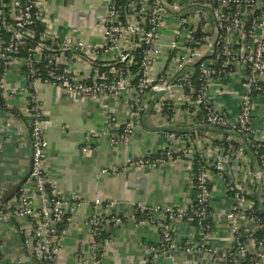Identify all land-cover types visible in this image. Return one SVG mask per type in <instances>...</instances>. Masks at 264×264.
I'll use <instances>...</instances> for the list:
<instances>
[{"label":"built area","instance_id":"built-area-1","mask_svg":"<svg viewBox=\"0 0 264 264\" xmlns=\"http://www.w3.org/2000/svg\"><path fill=\"white\" fill-rule=\"evenodd\" d=\"M103 14V43L98 45V50L106 54L118 46L112 61L127 59V68L114 73L113 79L105 72H95L87 80H81L75 72L61 66L60 57L66 51L84 50L83 42L59 40L45 29L28 56H19L25 40L34 35L32 25L44 22L43 11L38 0H0V65L4 67L0 75V102L4 101L7 106L4 76L14 61L26 68L25 85L33 90L29 92L26 107L31 167L25 181L33 194L26 185L21 186L18 195L2 204V217L19 222L17 230L23 235L22 247L34 260L39 264H57V224L69 221L73 207L81 201L74 195H61L47 177L48 141L43 108L33 87L36 82L50 83L84 97L129 93L127 118L119 123L109 114L104 131L112 141L122 143L128 141L140 121L139 103L146 93L156 94L165 101L178 87L185 86L183 95L196 109L192 117L199 115L203 124L229 132L245 146L214 137L201 139L196 148L186 133L169 134L171 141L159 150L128 157L124 166L105 167L101 173L116 175L125 169L162 166L178 159L195 161L192 166L195 193L188 205L145 201L131 205L132 215L137 213L140 217L138 222L156 226L160 232L157 243L149 246L150 255L144 264H154L157 255L177 249L200 251L220 259L221 264H264V140L252 126L254 96L264 98V0H127L125 5L120 4V0H105ZM165 30L171 36L169 41L162 38ZM121 41L127 43V49L119 46ZM139 45L142 53L140 78L137 85L132 86L133 74L129 66L133 56L130 53ZM165 53L170 56L173 68L168 76H155L153 68ZM43 57L47 62L45 77L33 78L38 73L35 63ZM237 69L242 70V91L237 112L228 115L217 106L213 85L235 75ZM180 80L185 83L179 86ZM98 135L100 133L88 134L85 140H95ZM212 144L219 153L209 160L205 151ZM245 147L257 161L256 180L249 185L243 179L229 178L226 173V166L235 165ZM86 150V146L81 148L83 153ZM213 175L221 180L224 197L229 199L226 208L213 206L210 187ZM112 205L94 199V210L86 220L91 241L110 225L124 222L122 215L108 212ZM220 219L225 221L230 234L228 246L208 244L216 237L215 224ZM176 221H188L193 229L182 242H178L173 233L172 224ZM91 245L94 264H100L98 248L94 243Z\"/></svg>","mask_w":264,"mask_h":264},{"label":"crops","instance_id":"crops-1","mask_svg":"<svg viewBox=\"0 0 264 264\" xmlns=\"http://www.w3.org/2000/svg\"><path fill=\"white\" fill-rule=\"evenodd\" d=\"M38 3L47 30L57 35L59 40L81 41L85 45L82 51L62 53L60 64L63 68L75 72L81 80H87L102 67H110L118 46L106 54L98 50V45L103 43L101 27L105 0H38ZM162 38L169 41L171 36L165 30ZM119 46L127 49V43L122 42ZM172 68L170 56L165 53L159 57L152 73L158 77L166 76ZM236 72L213 85L216 88L213 98L228 115L237 112L242 91V70L237 69ZM183 83L185 81L180 80L177 84ZM3 84L8 109H0V210L3 198L11 197L21 186L26 185L32 193L31 187L25 183L31 167L26 112L30 90L25 85L18 62L10 63ZM33 87L44 114L48 141L47 177L61 195H74L81 200L73 207L70 220L60 234L57 264H94L95 253L86 220L94 210L96 198L113 203L108 212L118 213L125 219L122 224L107 228L108 238L103 244L100 264H144L150 255L149 246L159 240L160 232L156 226L133 218L132 203L145 201L186 206L193 200L194 159L190 163L178 159L162 166L125 169L116 175L101 173L102 168L122 167L128 157H140L159 150L171 141L169 134L186 133L196 148L201 139L212 140L214 137L225 139L229 144L245 146L229 132L203 124L199 115L193 118L192 112L196 109L183 95L185 86L178 87L165 101L156 94L146 93L139 103L140 121L126 143L112 141L104 131L109 114H113L119 123L127 118L129 93L84 97L65 92L50 83L38 81ZM252 126L264 140V98L259 95L253 99ZM91 133L100 135L95 140L86 141L85 136ZM83 146L87 147L85 153L81 151ZM246 150L245 147L235 165L230 163L226 166V173L229 178L243 179L249 185L256 180L257 161ZM205 153L211 160L219 152L212 144ZM210 187L213 206L226 208L229 199L224 197L222 182L216 175H213ZM17 223L3 218L0 213V264H37L29 251L22 247ZM172 226L178 242L193 230L188 221H176ZM214 230L216 237L208 244L228 246L231 239L223 219L215 224ZM160 256L155 257L154 264H189L183 257H178L175 263L171 258L158 261Z\"/></svg>","mask_w":264,"mask_h":264},{"label":"trees","instance_id":"trees-1","mask_svg":"<svg viewBox=\"0 0 264 264\" xmlns=\"http://www.w3.org/2000/svg\"><path fill=\"white\" fill-rule=\"evenodd\" d=\"M120 4H122V5L127 4V0H120ZM32 28L34 29V35L32 37H28L25 40L24 46L21 48L20 53H19V56L24 57V58H26L28 56L30 50H32L35 47L36 43L39 42L40 33L45 31V29H46L45 24L42 21H37L34 25H32ZM130 54L133 56L132 64L129 66V68H130V70H131V72L133 74V78L131 80V84H132V86H136L138 81H139V78H140L139 62H140V58H141V55H142L140 45L135 47L134 49H132ZM35 67L38 68V73H36L33 78L45 77V73L47 71V62H46V59L44 57L39 62L35 63ZM112 68L114 70L113 72H111V70H110ZM126 68H127V59L124 60V61H121V62L118 61V60L117 61L115 60V61L111 62L110 67H106V66L102 67L100 72L101 73L105 72L108 75L109 79H113L115 77L114 73H117L119 70H122V69L125 70ZM3 70H4V67H3V65L1 63V65H0V75L2 74ZM21 70L24 73L26 71V68L24 66H21ZM29 90H32V89H29ZM0 109H5V110L8 109L6 104L2 100L0 102ZM19 190H20V188L14 194L15 196L19 194ZM14 195H12V196H14ZM12 196L3 198L1 206L5 202H7L10 198H12ZM134 216H135V219L137 221L140 220V217L137 215V213H135ZM67 222L68 221H63V222L57 224L56 232H55V235H56L57 238L60 237V234H61V232L63 230V227L66 225ZM20 236H21V243H22L23 235L20 234ZM107 238H108V236H107L106 231H105V232H101L100 234L96 235L94 237V240L91 241V243L92 244L94 243L96 245V247L98 248L97 257H98L99 260H101V256H102V253H103V244L107 241ZM35 262L37 264H39L38 261L35 260Z\"/></svg>","mask_w":264,"mask_h":264},{"label":"water","instance_id":"water-1","mask_svg":"<svg viewBox=\"0 0 264 264\" xmlns=\"http://www.w3.org/2000/svg\"><path fill=\"white\" fill-rule=\"evenodd\" d=\"M9 220V219H8ZM178 257H183L185 261L189 264H221V260L214 258L209 255H204L200 251L186 252L180 249L177 250H167L161 254L159 260H165L166 258H171L172 262H177Z\"/></svg>","mask_w":264,"mask_h":264}]
</instances>
